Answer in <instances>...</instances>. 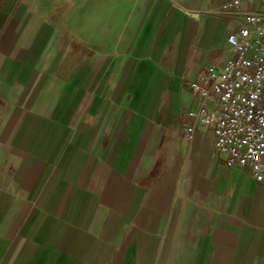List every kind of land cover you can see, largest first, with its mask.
<instances>
[{"label":"crops","instance_id":"0c3cea01","mask_svg":"<svg viewBox=\"0 0 264 264\" xmlns=\"http://www.w3.org/2000/svg\"><path fill=\"white\" fill-rule=\"evenodd\" d=\"M67 1L0 0V264H264V185L182 135L243 15Z\"/></svg>","mask_w":264,"mask_h":264},{"label":"built area","instance_id":"2783aa9c","mask_svg":"<svg viewBox=\"0 0 264 264\" xmlns=\"http://www.w3.org/2000/svg\"><path fill=\"white\" fill-rule=\"evenodd\" d=\"M213 11L243 15L244 24L228 34L224 63L208 65L190 84L194 101L182 135L190 142L207 127L225 165L246 168L264 185V0H223Z\"/></svg>","mask_w":264,"mask_h":264},{"label":"rangeland","instance_id":"374dc122","mask_svg":"<svg viewBox=\"0 0 264 264\" xmlns=\"http://www.w3.org/2000/svg\"><path fill=\"white\" fill-rule=\"evenodd\" d=\"M63 5H66V8H65V10H73V8L72 7H74V6H76V3H75V0H68L66 3H64ZM86 6L87 7H85V9H88V6L90 7V6H92V2H87L86 3ZM81 12H83V10H81ZM76 15L74 16V17H72V18H70V19H64L63 20V24H64V26H68L67 24L69 23V21L71 22V24H70V28L72 27V26H74L75 24L76 25H78V23L79 22H81V19L79 18V17H77V16H79V11H78V15H77V12L75 13ZM71 15H72V13H71ZM56 21H57V23H61V19L59 18V19H56ZM60 27V26H59ZM82 46H83V43H76V44H74L73 43V45H71L70 46V53L71 54H73V53H75L73 56L74 57H76L77 56V52H79L80 50H82ZM74 57H72L71 56V58H70V66L67 68L66 66L64 67V72H67L68 71V69L69 70H73V64H74V62H75V58ZM75 69V68H74ZM57 71H58V73H59V75L61 74V68L59 67V68H57ZM72 72V71H71ZM199 130H201V128H199ZM206 131V130H205ZM206 132H208V133H210L211 134V136H212V132L209 130H207Z\"/></svg>","mask_w":264,"mask_h":264}]
</instances>
